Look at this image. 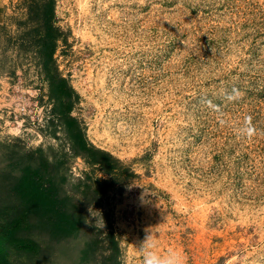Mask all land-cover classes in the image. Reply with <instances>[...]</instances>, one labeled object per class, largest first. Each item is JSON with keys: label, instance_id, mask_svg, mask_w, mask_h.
<instances>
[{"label": "rangeland", "instance_id": "obj_1", "mask_svg": "<svg viewBox=\"0 0 264 264\" xmlns=\"http://www.w3.org/2000/svg\"><path fill=\"white\" fill-rule=\"evenodd\" d=\"M5 207L10 264H264V0H0Z\"/></svg>", "mask_w": 264, "mask_h": 264}, {"label": "trees", "instance_id": "obj_2", "mask_svg": "<svg viewBox=\"0 0 264 264\" xmlns=\"http://www.w3.org/2000/svg\"><path fill=\"white\" fill-rule=\"evenodd\" d=\"M52 9L50 10V12ZM60 89L63 92V94L66 97L71 96V92L69 89L66 87L65 80H60L59 82ZM75 120L70 119L67 122V125L73 129L75 128ZM73 137L78 144V147L81 151L86 153L88 159H90V162L96 164H103L105 168V173L106 174H112L115 171V167L117 165V161L112 158L108 153L103 152V151H98L93 149L92 147H87L82 134L79 129H76L73 133ZM23 198H26L27 200L33 199V196L26 195ZM10 208L5 207L2 210H0V219H2L5 215L9 214ZM15 213V212H14ZM14 213L12 215H14ZM22 215H28L29 211L27 209H24L21 213ZM10 218V219H9ZM7 218V226H1L0 225V236H5L7 238V243L9 246H11L13 249L16 251H25L28 253H32L35 250V244L31 243L28 241V239L20 238L18 236V231L22 229L23 224L19 222L18 217L16 216H10ZM0 264H10V262L7 260L5 255H3L0 252Z\"/></svg>", "mask_w": 264, "mask_h": 264}, {"label": "clouds", "instance_id": "obj_3", "mask_svg": "<svg viewBox=\"0 0 264 264\" xmlns=\"http://www.w3.org/2000/svg\"><path fill=\"white\" fill-rule=\"evenodd\" d=\"M144 264H167V262L155 253L149 252L145 257Z\"/></svg>", "mask_w": 264, "mask_h": 264}]
</instances>
